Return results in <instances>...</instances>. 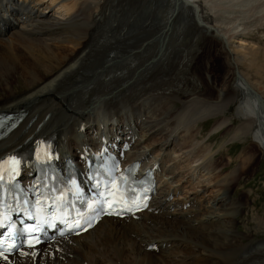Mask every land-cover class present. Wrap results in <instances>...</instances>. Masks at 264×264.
Returning <instances> with one entry per match:
<instances>
[{
  "label": "bare ground",
  "instance_id": "obj_1",
  "mask_svg": "<svg viewBox=\"0 0 264 264\" xmlns=\"http://www.w3.org/2000/svg\"><path fill=\"white\" fill-rule=\"evenodd\" d=\"M161 7L168 10L165 20L157 13ZM253 34L264 37V0H0V84L7 92L0 96V113L26 115L0 143V157L50 138L60 156L69 154L80 163L85 147L95 146L96 136L105 133L119 148L130 141L131 160L141 159L143 166L154 153L149 146L157 142L158 150L186 147L201 161L196 136L186 133L187 121L199 111L209 117L206 108L235 99L234 114L243 120L237 131L250 135L263 160L264 98L239 71L241 66L263 79L264 39L250 40ZM186 36L189 43H183ZM206 43L220 47L237 77L232 90L224 81L214 102L181 90L179 74L197 57L190 50L208 49ZM260 89L264 93V86ZM179 129L187 134L181 141L174 135ZM143 143L151 150L147 155ZM138 147L143 151L135 153ZM254 163L244 152L239 169L217 181L202 202L195 197L179 204L159 188L152 207L136 219L104 218L83 235L59 238L0 263L85 264L79 256L100 254L103 262L96 257L92 264H153L156 254L180 253L178 261L186 264H264V243L239 244L236 215L249 191L243 202L232 196L239 175L248 174ZM211 166L207 161L203 168ZM230 166L222 165L221 173ZM175 169L164 176L171 180ZM174 207L180 210L172 213Z\"/></svg>",
  "mask_w": 264,
  "mask_h": 264
},
{
  "label": "rangeland",
  "instance_id": "obj_2",
  "mask_svg": "<svg viewBox=\"0 0 264 264\" xmlns=\"http://www.w3.org/2000/svg\"><path fill=\"white\" fill-rule=\"evenodd\" d=\"M165 9L166 7L157 9V13L162 20H165L167 17L168 10ZM177 31L179 32L180 30L178 29ZM259 35L260 36L253 34L248 38L253 41H257L258 37L264 39L262 34ZM190 41L191 40L189 39V37L186 36L185 40H183V43H189ZM198 42H200V40L196 39L195 43ZM207 46L208 49L207 47H205L206 49H199L197 48V46H195L190 50L191 54L197 57L194 58L192 63L184 69V72L179 75L184 79V83L181 87V90L184 92V94H193L200 92L203 97H207L211 100V102H214L218 101L215 99L217 97L218 90L223 87L224 81L229 82L230 89L232 90L237 77L234 75V72H232L231 67H229L228 62L226 61V58L220 47L216 44H207ZM259 50L261 52L260 54L262 55L264 53V50ZM61 68H64V65H62ZM239 71L242 72L243 75L246 76V78H248L250 83L254 82V88L264 98V93L260 89L264 86V74L262 75L263 79H259L258 77L253 75V73L247 68L243 69V67L240 66ZM48 78L44 82H47L51 79L49 78L48 80ZM207 82L209 84H207ZM14 88L19 92L25 91L21 88H18L17 85L14 86ZM5 93L7 92L3 90V87L0 84V96H4ZM235 104V99H233L226 106H221L222 103L217 102V107L206 108L208 112L210 111L211 115L209 117L205 116L204 111L203 115H201L200 113L202 112L199 111L200 113L198 112L194 119L192 118V120H190L191 122L189 121L190 123L187 121L189 125H192L193 123V128H191V126L186 123V126L188 125L187 127H190L188 128V131L186 133L196 136L193 142H195L196 144L198 143V150L200 149L201 153L198 152L197 155H204L202 158L203 160L201 159L200 161L198 157L195 156V154H193L191 151H188V148L186 147L184 148L185 150L183 149L181 151H179L178 149L173 151H166V146H162L161 151L158 150L159 145L161 144L160 142H157L156 144L154 143V145H150L149 147L152 146L151 149H153L154 152V155H152L154 157H158L162 152H164V156L166 157H164L163 160L166 158L164 160L166 169L172 168L173 166L176 167L174 171L175 176L171 180H168L170 176L166 177L162 175V177L160 178L159 188L169 190L172 196V198L170 196V201L174 200L179 204L182 202L187 203V201L195 197H197V200L199 202H202L205 198H208L209 195L213 193L212 191L215 190L214 185L219 184V182L217 183V181H221V179L227 180L230 177L229 174L231 172L233 174L237 169H239L240 161L244 152L252 155V158L255 159L254 166L248 174L244 173L239 175L237 181V186H239V188H236L232 195L233 198H235L237 201L243 202V199L246 198L245 194L248 191L250 194L248 196V201L246 200V204L236 215V227L238 237H240L239 244L241 246H244L257 242L264 243V159H261V150L251 142L250 135H244L237 131V128L242 124L243 120L235 116ZM199 115L200 117L202 116V119L199 117ZM217 123H224V126L218 131L215 130L214 132V128ZM179 130H177L174 135H176L178 139H183L182 137H186V133H184V131L182 132L181 129ZM94 133L95 132L92 131V135H94ZM82 138L83 137H81V139ZM146 144L147 143H143L142 145V147H144V150L150 149L148 146H146ZM134 150L135 153H138L141 152L142 149H139L138 147V149ZM136 150L139 151L137 152ZM152 155L150 156V158L152 157ZM195 160L199 163H196ZM206 160L212 163V169L203 168L204 164L207 162ZM228 163H231V166L225 172L221 173L222 165ZM201 191H204V193L202 192L201 194ZM242 191H244L245 193ZM178 210H180L179 207H174L170 211L172 213H175L178 212ZM97 233H99V231ZM90 251L92 253L94 251L98 252V248L94 250L90 249ZM127 253L129 254V251H127ZM153 253L157 252L153 251ZM186 254H189L188 251L186 252ZM179 255L174 254L170 257H168L169 255H166V258L165 255L160 256L156 254V256H154L155 258L152 257L154 259L153 264H186V261H184L185 259H181L183 261H178V259L180 258L178 257ZM97 256L98 255H94V257L91 258L90 255H83L79 256L78 260L86 261L84 262L85 264H92V261H94ZM158 256L162 259L163 262L159 261ZM100 257L101 255L99 254V257H97V259H101ZM141 257L142 256H139V259H143ZM74 259L75 257L72 260ZM104 264L110 263L104 262Z\"/></svg>",
  "mask_w": 264,
  "mask_h": 264
},
{
  "label": "snow or ice",
  "instance_id": "obj_3",
  "mask_svg": "<svg viewBox=\"0 0 264 264\" xmlns=\"http://www.w3.org/2000/svg\"><path fill=\"white\" fill-rule=\"evenodd\" d=\"M15 163L18 165L19 161H15ZM13 171H15V169H13ZM0 179H2V177H0ZM120 180H121V182H125L123 176H121ZM128 191H132L134 193L135 189L125 188V192H128ZM100 195L101 196H105V195H107V196H115V195H117V193H115V192H106V193H101ZM105 202H107V201L106 200H99V201H97V204H102V203H105ZM133 203H135V202L133 201ZM93 207H94L93 205H89L90 209L93 208ZM112 207H113V203H109V208H112ZM97 210H102V209H97ZM128 210L130 211L131 208H128ZM72 227L78 228V227H80V223L76 222L74 225H72ZM26 231L28 233H33L34 231H36V229L27 228ZM9 237H11V233H9ZM0 243H2V242H0ZM29 246L31 247L32 245L29 244ZM12 247H16V245H13ZM0 255H2V252H0Z\"/></svg>",
  "mask_w": 264,
  "mask_h": 264
},
{
  "label": "water",
  "instance_id": "obj_4",
  "mask_svg": "<svg viewBox=\"0 0 264 264\" xmlns=\"http://www.w3.org/2000/svg\"><path fill=\"white\" fill-rule=\"evenodd\" d=\"M259 99H260V98L258 97V95H256V100H258V101H259Z\"/></svg>",
  "mask_w": 264,
  "mask_h": 264
}]
</instances>
